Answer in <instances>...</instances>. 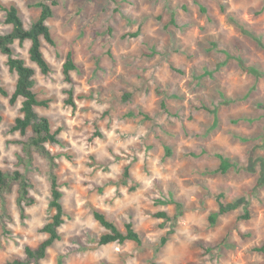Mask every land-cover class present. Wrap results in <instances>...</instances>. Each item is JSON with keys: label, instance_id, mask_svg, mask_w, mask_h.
I'll list each match as a JSON object with an SVG mask.
<instances>
[{"label": "rangeland", "instance_id": "rangeland-1", "mask_svg": "<svg viewBox=\"0 0 264 264\" xmlns=\"http://www.w3.org/2000/svg\"><path fill=\"white\" fill-rule=\"evenodd\" d=\"M40 2L57 3L48 21L56 45L43 47L50 73L31 62L29 41L13 49L35 69V91L50 100L37 112L61 142L46 148L66 221L41 264H264V188L246 169L264 137V0H0V35L12 28L6 9L16 6L29 28ZM69 52L73 84L63 73ZM16 79L1 55L0 85L12 92ZM0 103V169L21 172L32 200L21 209L18 183L0 200L6 264L46 238L39 230L54 212L49 159L25 149L31 129L12 130L21 101L12 106L0 95ZM217 154L235 165L222 173ZM221 194L225 202L245 198L250 219L241 206L212 225ZM96 209L122 230L133 222L142 245L100 246Z\"/></svg>", "mask_w": 264, "mask_h": 264}, {"label": "trees", "instance_id": "trees-1", "mask_svg": "<svg viewBox=\"0 0 264 264\" xmlns=\"http://www.w3.org/2000/svg\"><path fill=\"white\" fill-rule=\"evenodd\" d=\"M37 6L41 10L40 15L29 28L25 27L23 19L20 15V11L16 6L12 5L10 8L6 9V23L12 28L10 32L0 35V56H7L8 67L11 72L16 74L17 79L12 92H9L8 89L0 85V95L9 98V103L12 106H15L19 101H21L20 116L15 119L12 130L15 132L18 131L22 135H26L28 130L31 129L33 131V136L31 137L30 141L25 144V149L28 150L34 148L42 155L46 156L50 161V207L54 214L51 216L50 220L39 230L41 233L46 235V238L42 240L36 248L26 246L24 249V259L16 258L12 261H8L6 264H41V261L47 257L48 250L55 244V242L62 239L60 229L66 221V213L63 207L64 194L61 190L59 177L56 173L57 165L55 158L51 156L50 151L46 148V145L49 143H61L58 139L59 133L52 130L51 122L47 117L41 116L37 112L38 108H48L50 100H43L39 98L35 91V69L27 65L24 59L16 57L13 49L15 42L23 44L24 42L29 41L31 43L29 49V57L31 62L36 64L42 74L47 75L50 73L51 66L44 55L43 47L44 42L52 46L56 45V41L54 39L52 30L48 25V21L54 17V7L57 6V3L53 2L52 4H49L40 2ZM175 17V13H172V19L170 22L171 24L176 23ZM242 29H244L247 35L253 36L252 32L249 30H246L245 28ZM138 35L139 33L130 34V36L134 38ZM245 69L258 78L263 76V73L255 67L245 66ZM76 70L77 67L73 60V56L71 52H69L63 66V73L68 83L73 84L71 72ZM68 96L69 99L67 103L75 107V103L73 102V90H69ZM125 98H130V96L125 95ZM161 105L164 110H166L168 113L170 112V110L167 109V105L164 101ZM140 114L146 119L149 118V116L145 113L141 112ZM1 122L2 117L0 115V123ZM259 148H264V137L262 138L259 146H256L252 150L249 156L248 165L246 167L247 171L258 174V181L255 187L256 189L264 188V155L256 154V151ZM167 154H171V152L167 150ZM217 157L220 159L219 171L222 173H226L235 165L231 159L224 154H217ZM124 177L126 180L130 178L129 168H126ZM15 183H18L20 187L18 203L21 209H24L23 203H27V205H31L32 203V200L27 202V199H29V184L26 182L21 172L15 171L13 173H9L0 169V200L3 199L4 193ZM224 198L225 196L223 194L219 196V209L209 217V221L212 225L217 223L219 217L235 211L241 206H243L245 210V214L242 218L250 219L251 214L245 198L239 199L235 202H225L223 200ZM93 216L104 230L98 239V244L100 246H106L112 243L123 245L126 242H134L139 246L142 245V236L135 229L133 222L126 223L125 229L122 230L114 221L108 218L106 213L100 210H94ZM156 217L167 219L166 213L164 212L156 214ZM165 242L166 239L163 240V243Z\"/></svg>", "mask_w": 264, "mask_h": 264}]
</instances>
